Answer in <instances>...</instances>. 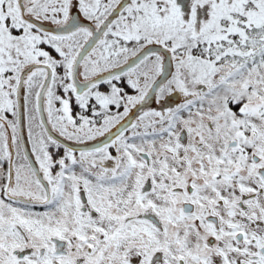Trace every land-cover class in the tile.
I'll return each mask as SVG.
<instances>
[{
  "label": "snow or ice",
  "instance_id": "snow-or-ice-1",
  "mask_svg": "<svg viewBox=\"0 0 264 264\" xmlns=\"http://www.w3.org/2000/svg\"><path fill=\"white\" fill-rule=\"evenodd\" d=\"M0 264H264V0H0Z\"/></svg>",
  "mask_w": 264,
  "mask_h": 264
}]
</instances>
